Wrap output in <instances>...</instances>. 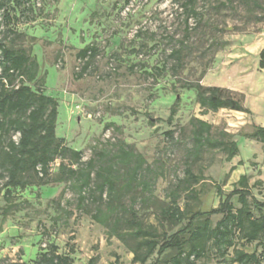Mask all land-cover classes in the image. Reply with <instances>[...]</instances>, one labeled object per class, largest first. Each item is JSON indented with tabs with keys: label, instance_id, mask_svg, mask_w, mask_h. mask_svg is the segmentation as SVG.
Returning <instances> with one entry per match:
<instances>
[{
	"label": "rangeland",
	"instance_id": "rangeland-1",
	"mask_svg": "<svg viewBox=\"0 0 264 264\" xmlns=\"http://www.w3.org/2000/svg\"><path fill=\"white\" fill-rule=\"evenodd\" d=\"M184 1L28 0L25 7H10L7 25L16 47L36 59V82L42 81L44 93L57 101V137L81 150L83 160L101 149L115 150L119 142L145 158L157 177L152 197L138 200L134 208L159 236L185 223L160 215L176 184V202L189 211L216 207L242 174L252 194L264 200L261 143L243 135L253 124L264 126V69L258 67L264 46V0H195L196 14L185 11ZM5 27L0 25V36ZM87 44L96 46L98 53L76 77L84 65L77 53ZM175 49L180 50L179 65L170 55ZM197 81L241 94L249 112L221 108L204 113L194 90L182 85ZM29 85L37 87L35 82ZM175 98L176 113L167 123ZM192 117L211 123L215 137L235 140L237 154L229 161L217 148L190 154ZM186 168L201 179L188 184ZM56 177L57 162L50 167L48 185L14 190L8 200L14 207L6 213L0 197V264H33L50 244L65 254L72 246V264H87L92 257L97 258L94 264H139L132 262L129 247L92 220L95 204L87 202L77 209L75 191L54 182ZM130 196L118 192L113 203L128 205ZM232 203L238 208L236 198ZM220 217L212 215L210 225ZM236 246L262 249L258 241L238 237ZM166 258L154 254L145 264H164ZM227 263L213 249L196 261Z\"/></svg>",
	"mask_w": 264,
	"mask_h": 264
},
{
	"label": "trees",
	"instance_id": "trees-1",
	"mask_svg": "<svg viewBox=\"0 0 264 264\" xmlns=\"http://www.w3.org/2000/svg\"><path fill=\"white\" fill-rule=\"evenodd\" d=\"M194 1H184L187 13L196 14ZM27 3L28 0H0V25L6 26L0 36V197L5 200L3 212L14 207L8 202L14 190L30 185H48L50 167L57 162L54 182L65 183L75 191L77 209H83L87 202L95 204L90 217L107 228L108 236H116L130 248L133 263L145 264L154 254L157 258L166 254L164 264H196L208 250L213 249L216 257L221 260L227 258V264H263L264 200L252 194L245 174L239 176L216 207L206 211H189L180 207L176 202L180 184H176L170 190V203L161 209L160 215L175 224L185 223L173 233L159 236L154 226L145 224L137 216L134 208L138 200L146 201L152 197L157 177L140 153L119 142L115 150L101 149L83 160L81 150L68 146L63 138L57 137V101L44 93L42 81L36 82V59L23 47H16L14 38L8 35L12 32L7 28L12 18L10 7H25ZM97 53L98 49L92 44L78 51L77 56L84 65L76 77L82 75ZM170 55L179 65L180 50H172ZM258 67L264 68V47L258 53ZM133 68L134 65L131 66ZM16 79L17 84L14 83ZM31 82L37 84L35 89L29 85ZM182 85L194 90L196 101L204 113L221 108L249 112L243 96L229 88L202 85L198 81ZM177 103L175 98L167 123L173 120ZM188 125L192 140L190 154L199 156L205 149L217 148L226 153V161L237 154V142L215 137L212 124L206 120L192 117ZM252 126L253 130L243 135L259 141L264 156V126ZM15 134H18L17 139L13 138ZM167 134L172 136V132ZM185 173L188 184L201 179V175H195L190 168H186ZM217 191L222 193L218 185ZM118 192L131 193L128 205L113 203ZM233 198L239 203L238 208H234ZM212 215L221 216L213 226L209 221ZM237 237L248 243L258 241L261 251L237 247ZM130 241L133 245L129 244ZM72 252L73 247L70 246L69 253ZM69 253H58L57 246L50 244L33 264H72ZM96 260L92 257L87 264H94Z\"/></svg>",
	"mask_w": 264,
	"mask_h": 264
},
{
	"label": "crops",
	"instance_id": "crops-1",
	"mask_svg": "<svg viewBox=\"0 0 264 264\" xmlns=\"http://www.w3.org/2000/svg\"><path fill=\"white\" fill-rule=\"evenodd\" d=\"M264 47V46H263ZM262 69H264V68H262ZM243 93H244V91L243 90H241ZM245 94V93H244Z\"/></svg>",
	"mask_w": 264,
	"mask_h": 264
}]
</instances>
